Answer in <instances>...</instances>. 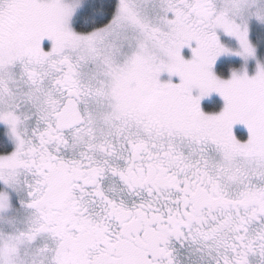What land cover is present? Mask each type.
I'll return each instance as SVG.
<instances>
[{
  "label": "snow or ice",
  "instance_id": "6c2138e0",
  "mask_svg": "<svg viewBox=\"0 0 264 264\" xmlns=\"http://www.w3.org/2000/svg\"><path fill=\"white\" fill-rule=\"evenodd\" d=\"M0 264H264V0H0Z\"/></svg>",
  "mask_w": 264,
  "mask_h": 264
},
{
  "label": "rangeland",
  "instance_id": "374dc122",
  "mask_svg": "<svg viewBox=\"0 0 264 264\" xmlns=\"http://www.w3.org/2000/svg\"><path fill=\"white\" fill-rule=\"evenodd\" d=\"M243 129L242 128H238V132H241V133H243Z\"/></svg>",
  "mask_w": 264,
  "mask_h": 264
}]
</instances>
